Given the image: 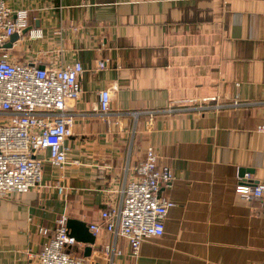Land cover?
<instances>
[{"label": "crops", "instance_id": "crops-1", "mask_svg": "<svg viewBox=\"0 0 264 264\" xmlns=\"http://www.w3.org/2000/svg\"><path fill=\"white\" fill-rule=\"evenodd\" d=\"M5 3L26 9L30 28L41 31L37 39L18 34L4 47L9 59L42 67L80 62L83 72L80 98L67 102L73 122L64 141L66 164L53 165L48 151H41L40 185L0 198V264H35L61 216L88 229L101 222L106 192L134 177L147 146L174 176L160 189L174 202L163 234L146 238L133 256L124 237L89 229L95 237L90 256L78 241L70 252L84 264H107L106 245L118 252L115 264H264V197L247 201L235 191L243 174L264 181V133L256 129L262 110L144 114L136 120L129 114L184 96L259 98L264 0ZM99 60L106 61L104 68L96 67ZM103 89L111 92L109 122L97 115Z\"/></svg>", "mask_w": 264, "mask_h": 264}, {"label": "built area", "instance_id": "built-area-1", "mask_svg": "<svg viewBox=\"0 0 264 264\" xmlns=\"http://www.w3.org/2000/svg\"><path fill=\"white\" fill-rule=\"evenodd\" d=\"M26 9L11 10L0 0V198L10 192H27L40 185L43 159L38 154L47 150L48 160L63 167L67 162L65 139L71 135L73 115L67 110V102L81 96L79 77L83 72L80 62L65 67H40L36 63H20L8 58L4 45L14 33L26 34L29 39L41 37V31L30 28ZM105 60L97 62L104 68ZM111 92H98L97 115L109 122L112 115L109 105ZM243 107H259L264 116V85L257 99H248L239 93L224 95L210 93L203 96H184L169 100L166 107L154 110L132 111L136 120L147 114H181L189 111L197 114L221 112ZM118 114V113H117ZM135 125L132 126V130ZM264 133V119L257 125ZM154 147L147 146L144 157L134 167V177L124 180L118 190H109L104 199L100 221L89 224L96 234L100 229L115 238L124 237L133 256L138 254L141 243L154 236H161L164 219L174 202L160 194V189L174 178L166 165L158 163ZM62 191V187H58ZM235 191L243 199L251 201L264 197V181L253 182L249 174L239 177ZM115 192L117 197H113ZM66 217L56 220L54 233L36 254L35 264H84L85 259L70 252L76 244L68 234ZM47 234V229L40 228ZM107 264H115L118 254L109 245L105 247Z\"/></svg>", "mask_w": 264, "mask_h": 264}, {"label": "water", "instance_id": "water-1", "mask_svg": "<svg viewBox=\"0 0 264 264\" xmlns=\"http://www.w3.org/2000/svg\"><path fill=\"white\" fill-rule=\"evenodd\" d=\"M18 39V34L14 33L10 36L9 41L7 44H5L4 47H10L12 42L16 41ZM42 68V66H40ZM66 227L68 229V234L75 238L76 241L82 242L86 244L84 248V256L88 257L91 254V246L94 244L95 237L94 235L89 231L88 226L85 222L76 220L73 218H69L66 221ZM93 264H99V263H93Z\"/></svg>", "mask_w": 264, "mask_h": 264}]
</instances>
